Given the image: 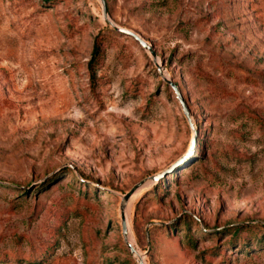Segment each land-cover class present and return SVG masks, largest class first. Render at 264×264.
I'll use <instances>...</instances> for the list:
<instances>
[{"label":"rangeland","instance_id":"374dc122","mask_svg":"<svg viewBox=\"0 0 264 264\" xmlns=\"http://www.w3.org/2000/svg\"><path fill=\"white\" fill-rule=\"evenodd\" d=\"M109 8L156 59L100 0H0V264H138L122 209L145 264H264V0Z\"/></svg>","mask_w":264,"mask_h":264},{"label":"water","instance_id":"95a60500","mask_svg":"<svg viewBox=\"0 0 264 264\" xmlns=\"http://www.w3.org/2000/svg\"><path fill=\"white\" fill-rule=\"evenodd\" d=\"M101 1V4H102V14H103V18L105 21H107L110 26H112V28H114L116 31H119L121 33H124L128 36H131L133 37L136 41H138L146 50H148L151 54H152V57L154 59H156V52L154 51L152 45L147 42L146 40H144L140 35H138L137 33L129 30V29H126V28H123L119 25H117L111 18L110 16V13L108 12V8H107V4H106V1L105 0H100ZM167 82L171 84L174 92L176 93V97L177 99L180 101L181 103V106H182V109H183V112L185 114V116L188 118L190 124H191V118H190V114H189V111H188V108L186 106V103L184 101V98L183 96L181 95L179 89H178V86L173 83L172 81L168 80L167 79ZM180 161H178L177 163H179ZM161 174H158L156 176H153L152 179L156 180L157 178L160 177ZM144 184V181L143 182H140L138 183L137 185H135L132 190L126 194L125 196V200L128 199L139 187H141L142 185ZM122 232H123V236H124V239L126 240V243L131 251V253L134 255V257L137 259L138 261V264H145L144 262V258L143 256L138 252V250L132 245L129 243L128 241V226H127V219H126V215L125 213L123 212V209H122Z\"/></svg>","mask_w":264,"mask_h":264},{"label":"trees","instance_id":"16d2710c","mask_svg":"<svg viewBox=\"0 0 264 264\" xmlns=\"http://www.w3.org/2000/svg\"><path fill=\"white\" fill-rule=\"evenodd\" d=\"M105 1L107 4L108 12L111 13L109 8V0H105ZM106 26L107 28L110 27L109 24H107ZM102 45L103 43L101 40V35L99 34L95 39L92 55L88 62L89 81L92 90H96L98 85L97 70H98L99 61L103 55ZM184 225H189V223L185 222Z\"/></svg>","mask_w":264,"mask_h":264},{"label":"bare ground","instance_id":"6f19581e","mask_svg":"<svg viewBox=\"0 0 264 264\" xmlns=\"http://www.w3.org/2000/svg\"><path fill=\"white\" fill-rule=\"evenodd\" d=\"M127 226H129L128 223H127ZM128 235H129V228H128ZM131 239H132V237H130V240H129V236H128V241H129L130 244H132V243H131V242H132ZM132 245H133V244H132ZM143 258H144V256H143Z\"/></svg>","mask_w":264,"mask_h":264}]
</instances>
